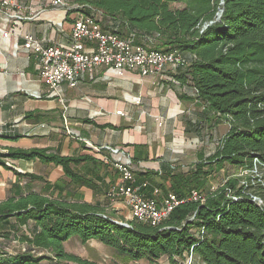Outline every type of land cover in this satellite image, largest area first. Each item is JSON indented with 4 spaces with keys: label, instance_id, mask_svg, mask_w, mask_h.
I'll use <instances>...</instances> for the list:
<instances>
[{
    "label": "trees",
    "instance_id": "16d2710c",
    "mask_svg": "<svg viewBox=\"0 0 264 264\" xmlns=\"http://www.w3.org/2000/svg\"><path fill=\"white\" fill-rule=\"evenodd\" d=\"M77 2L75 10L82 14L100 13L113 21L109 32L133 36L148 49L178 51L187 60L173 78L193 94L179 97L195 101L201 111L186 119V133L212 143V149L198 151L187 171L165 164L161 173L137 172L134 166L149 160L145 146H136L130 161L145 195L151 197L149 185L180 198L196 190L203 200H187L153 227L53 194L9 198L0 204V264H93L66 251L73 235L82 243L98 240L134 261L165 257L176 263L195 256L204 264H264V182L258 177L264 170V0ZM221 124L227 131L218 137ZM3 156L61 165L74 182L84 180L74 167L91 160L48 149H16ZM230 167L245 174L228 176L211 189V179ZM13 242L20 247L13 248Z\"/></svg>",
    "mask_w": 264,
    "mask_h": 264
},
{
    "label": "crops",
    "instance_id": "0c3cea01",
    "mask_svg": "<svg viewBox=\"0 0 264 264\" xmlns=\"http://www.w3.org/2000/svg\"><path fill=\"white\" fill-rule=\"evenodd\" d=\"M77 1L65 0L66 8L53 6L52 0H19L22 18L8 23L7 37L0 33V204L30 193L53 194L67 203L97 204L130 220L125 202L108 197L121 177L115 163L131 160L135 147L145 146L149 160L136 164L137 172L161 173L165 164L187 171L198 151L211 150L212 143L201 148L206 143L186 133V119L196 117L201 107L179 97L193 94L174 80L173 72L143 77L101 67L84 74L76 87L62 84L59 96L51 94L40 77L39 56L24 48L25 35L45 46H69L73 22L82 14L75 10ZM97 17L103 30L115 28L100 13ZM5 24L0 15V26ZM189 138L195 140L192 148ZM16 149H48L91 160L74 167L84 178L74 182L61 165L3 156ZM147 187L151 196L156 191L158 198L163 196L160 189Z\"/></svg>",
    "mask_w": 264,
    "mask_h": 264
},
{
    "label": "built area",
    "instance_id": "2783aa9c",
    "mask_svg": "<svg viewBox=\"0 0 264 264\" xmlns=\"http://www.w3.org/2000/svg\"><path fill=\"white\" fill-rule=\"evenodd\" d=\"M55 7H66L65 0H52ZM80 6H77V8ZM19 0H0V15L6 24L0 26V33L7 37L8 23L22 18ZM71 43L67 47L45 46L32 34L25 35L24 48L34 52L40 58V77L51 89V94L59 96L62 84L74 88L86 73H94L101 67L112 68L118 74L129 71L143 77L177 72L188 65L187 60L178 51L162 52L148 49L136 43L133 36L121 35L102 29L97 14H80L73 22ZM117 153L118 150L111 149ZM11 165V164H9ZM120 172V181L113 185L108 197L122 200L129 208L131 219L153 227L160 226L176 207L187 200H203L199 191H192L187 198H180L168 192L158 198L145 195L136 185L131 161L115 163ZM258 204L262 201L255 198ZM126 225V224H125Z\"/></svg>",
    "mask_w": 264,
    "mask_h": 264
},
{
    "label": "rangeland",
    "instance_id": "374dc122",
    "mask_svg": "<svg viewBox=\"0 0 264 264\" xmlns=\"http://www.w3.org/2000/svg\"><path fill=\"white\" fill-rule=\"evenodd\" d=\"M220 14V13H219ZM217 136H223L227 131V125H222L217 129ZM195 140L189 138V148H192ZM212 146V144H210ZM209 144H201V148H211ZM245 173L239 169L227 168L223 170L220 174H217L214 178L211 179V189H216L219 187L225 179L229 177H238L243 176ZM258 177H261V182H264V170L259 171ZM122 201V200H120ZM124 216V214H121ZM121 218V217H120ZM121 219L126 220L122 217ZM74 236V235H73ZM71 236V237H73ZM70 237V238H71ZM13 248H19L20 246L17 243L12 244ZM66 251L69 253L76 254L83 259L90 261L93 264H204L200 259L195 256H186L184 259L176 258L177 262H169L165 257L160 258L157 262H152L146 259L139 261H134L129 259L126 256L119 255L112 248L104 245L98 240H89L87 243H82L78 237L72 238L66 244ZM43 264H56L50 261L44 262ZM62 264H75V263H62Z\"/></svg>",
    "mask_w": 264,
    "mask_h": 264
},
{
    "label": "water",
    "instance_id": "95a60500",
    "mask_svg": "<svg viewBox=\"0 0 264 264\" xmlns=\"http://www.w3.org/2000/svg\"><path fill=\"white\" fill-rule=\"evenodd\" d=\"M221 13H222V10H221L220 14H218V17H220V16H221Z\"/></svg>",
    "mask_w": 264,
    "mask_h": 264
}]
</instances>
